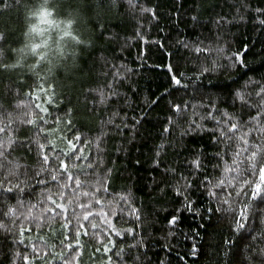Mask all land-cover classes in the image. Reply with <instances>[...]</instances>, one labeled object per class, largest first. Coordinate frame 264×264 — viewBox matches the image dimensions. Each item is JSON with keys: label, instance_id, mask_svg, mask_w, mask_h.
I'll return each mask as SVG.
<instances>
[{"label": "trees", "instance_id": "obj_1", "mask_svg": "<svg viewBox=\"0 0 264 264\" xmlns=\"http://www.w3.org/2000/svg\"><path fill=\"white\" fill-rule=\"evenodd\" d=\"M30 3L0 0V264H264L258 175L224 172L255 127L235 93L259 103L264 0H57L85 43L52 74L18 51Z\"/></svg>", "mask_w": 264, "mask_h": 264}, {"label": "snow or ice", "instance_id": "obj_2", "mask_svg": "<svg viewBox=\"0 0 264 264\" xmlns=\"http://www.w3.org/2000/svg\"><path fill=\"white\" fill-rule=\"evenodd\" d=\"M5 6L7 7V3L5 4ZM142 11L145 12H151L153 14V17H155V11L153 9H148V8H144L142 9ZM257 13H261L264 12V10L261 9H256ZM193 21L197 20L196 16L192 17ZM226 21L221 18L218 19L216 21V23L222 24L225 23ZM261 24H264V20L260 21ZM197 52L201 51V49L197 48L196 49ZM235 59L243 64V60L240 59L239 55H237L235 57ZM169 71H171V66H169ZM172 81L176 84V85H180L181 81L180 79L177 78L176 75H173L171 77ZM257 84H259V82H255ZM247 86V85H245ZM113 95H115V93H113ZM249 97L251 96V94H248ZM256 97L260 98L259 103L258 104H252L250 103L248 100L245 99V94L242 93L241 91H237L235 93L236 99L240 100L242 102V104H247V106L250 109H254L256 111V116L251 117L249 122L246 123H252L253 125H255V127H249L248 130L246 132H244L242 135L236 137V139L242 143L243 147H240L239 144L237 145V149L233 152V160H232V165H235L236 167L233 168L232 166L228 165L227 162H225L224 165V172L225 174H227L230 171H238L241 172V174H243L244 171L247 172L248 175L250 176H257L258 175V181L254 182V181H250L245 179L244 180V184H251L253 186V192L252 195L255 196L256 194H259L261 192H264V143H250L249 137L250 135L253 133V131L258 132V133H264V85H259V90L255 93ZM106 99V97L103 96V94H101V103L104 102V100ZM153 103H155V101H153ZM174 110L176 112L181 111V107L180 105H176L174 107ZM211 115V114H210ZM225 115H227V113H225ZM229 120H232V117H229ZM171 123V121H169ZM29 123H31V121H29ZM69 123H71V121H69ZM137 123H139V121H137ZM245 125L240 124L239 121L236 122H232L230 123V127L228 128L227 132H224L223 130H220V138L225 140V141H229L231 140L233 137L230 135V133H234L237 130L243 128ZM199 127V126H197ZM169 129L165 128L164 132H168ZM76 140H80L81 137L77 136L75 137ZM69 144L72 145L73 149H75V145L72 144V141H69ZM41 147H43V145H41ZM161 148H163V145H160ZM157 157H159L160 153L157 152L156 153ZM219 155V154H217ZM243 156V159H240V157ZM79 159V157H77ZM44 161L47 162L48 161V156H44L43 157ZM243 164L245 165V169L241 170L240 169V165ZM158 165V162H157ZM193 165L196 169H199L201 167L200 161L199 159L194 160L193 161ZM60 166L64 169L67 168V165L65 164L64 161H60ZM71 179V177H70ZM181 179H185L183 176H181ZM52 180H56V176H52ZM204 181L208 184H212V181L208 179L207 176H205ZM39 183L43 184L45 183V181L41 180L39 181ZM77 185H79L80 181H76ZM231 183V181L229 182ZM222 185H224V180L221 179L219 180L218 183H216L215 185H213L214 187H221ZM17 187H19L17 185ZM187 187H191L190 184H187ZM5 192H12L13 188L12 187H8L6 189H4ZM20 191H23V189H20ZM182 193L179 191V189L177 190V195H181ZM246 195L247 193H245L243 191V188H241L238 192L237 195ZM85 195H87V193H85ZM210 195H215V193H210ZM222 203L227 204L228 201L225 199L222 201ZM57 207L62 208V205H57ZM191 203L186 201V208L191 210ZM246 210H247V204L245 205V211L241 212V220L237 221V227L238 229H244L245 228V223L242 221H246L247 220V215H246ZM14 210L13 209H9L8 213H5V215L11 214ZM85 220L88 219V216L84 217ZM177 221V217L173 216L171 218V220L169 221L170 224H175ZM82 227V226H81ZM95 227V226H93ZM245 237L242 235L241 236V240H243ZM258 239H261V237L259 236H253L252 240L256 241ZM105 251H108V249H105Z\"/></svg>", "mask_w": 264, "mask_h": 264}, {"label": "clouds", "instance_id": "obj_3", "mask_svg": "<svg viewBox=\"0 0 264 264\" xmlns=\"http://www.w3.org/2000/svg\"><path fill=\"white\" fill-rule=\"evenodd\" d=\"M78 23L67 12L61 13L57 0H31L25 12L23 41L18 46L22 60L54 73L73 47L85 43Z\"/></svg>", "mask_w": 264, "mask_h": 264}]
</instances>
